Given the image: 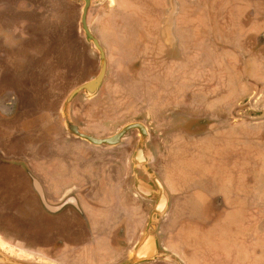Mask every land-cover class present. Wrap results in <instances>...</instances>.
<instances>
[{
  "label": "crops",
  "instance_id": "1",
  "mask_svg": "<svg viewBox=\"0 0 264 264\" xmlns=\"http://www.w3.org/2000/svg\"><path fill=\"white\" fill-rule=\"evenodd\" d=\"M117 1L148 11L130 24L145 26L146 38L158 41L155 48L150 43V53L158 48L160 55H167L164 16L173 8L168 0H128L127 6L125 0ZM174 1L175 18L169 26L179 57L176 94L167 93V63L164 72L160 67L159 78L150 80L149 116L142 118L149 134L147 168L169 198L158 223V244L182 264H252L243 259V219L264 216V142L259 141L264 139V0H220L218 7L216 0ZM78 5L67 0H0V174L8 172V184L20 186L0 199V214L27 229L31 256L20 259L16 253L15 260L29 264H75L82 255L121 264L140 242L155 208L150 174L133 162L139 142L136 130L118 146L99 147L65 128L67 97L89 82L81 75L86 69L83 55L71 47L78 39L73 31ZM119 24L112 13L95 21L98 32L109 38L119 36ZM130 36L118 39L120 47L129 45L128 55L119 62L124 68L129 67L127 58L136 57L135 51L130 53V46H136ZM106 78L107 74L95 97L81 92L69 108L71 122L84 134L87 127L108 129L101 136L89 135L95 138L119 130L113 128L119 121V98L111 99V108L99 98ZM120 84L113 85V94L125 89ZM93 104L95 117L89 121ZM173 107L181 130L170 140L163 126L172 119L166 109ZM107 114L111 120H105ZM112 128L117 130L110 132ZM233 138L243 143L237 142L232 161V146L226 144ZM197 152L199 159L193 155ZM236 155L242 156L239 161ZM174 166L181 169V180L175 178ZM30 178L41 186L48 203L71 197L72 204L49 215L40 207ZM184 179L191 185L186 190ZM190 219L196 225L187 224ZM228 219H235V225L227 224ZM61 230L66 233L60 235ZM41 232H48L42 244L37 241ZM0 247L13 250L3 237ZM262 263L264 259L253 264Z\"/></svg>",
  "mask_w": 264,
  "mask_h": 264
},
{
  "label": "rangeland",
  "instance_id": "2",
  "mask_svg": "<svg viewBox=\"0 0 264 264\" xmlns=\"http://www.w3.org/2000/svg\"><path fill=\"white\" fill-rule=\"evenodd\" d=\"M102 1L103 2H101V0L96 2L94 0L95 7H93L91 14H90L91 16L88 18L89 25H87V27L89 26L88 29L90 33L97 39L100 47L103 49V52L105 54L107 78H106L105 85L103 87V90L99 98H105V101L107 102L106 104L107 106H108V103H110L112 98L114 97L119 98L115 101L117 102L116 104H118V106L116 105V108L120 110V112L118 111V114H116L119 117V121H116L117 123L114 124V127H113L114 129L116 127L117 129L119 128L118 130L119 132L124 126L134 123V122H141L142 124H144L143 123L144 119L142 118H144L143 116H149V112H148L149 104L147 103L150 101L151 96H152L151 92L153 91V90H150L149 88V86L151 85L150 80L155 77L158 79L160 76V67L162 68V71L164 72L165 65L167 63H168L167 70H169V73H168L169 90L167 91V93H169L168 95L169 97L170 96L174 97L176 94V91H175L176 82L175 81L177 79L175 77L174 71H175L176 62L179 61L177 60V58L179 57L177 56L176 51H175L176 49L175 39H174V36H172L171 29L169 26V23L172 22V18H175L174 16L175 2L174 0H168L169 6L170 5L172 6V3H173V8L168 9L167 14L164 16V17H167L168 19V25L166 27H163V29L165 30V35H164L165 44H167L168 46L169 53L167 55L166 54L160 55L158 48H157V51L154 52L153 54L149 52V47L151 45L150 43L153 44L154 48L156 45H159V43L158 41L150 42L148 39H151V38H146V35L144 34L145 26L134 25V23L130 24L134 21H139L141 18H144V16L147 15L148 11L141 10L140 8H137V10L129 9L128 7L121 6L120 5L121 3L119 4L117 0H110L109 2L110 6L106 7L104 0ZM135 1H145V0H135ZM219 1L220 0H216L217 7L220 5ZM78 6H82V5H78ZM82 10H83V7H81L79 10V14L77 17L78 20L76 22H73V31L74 33H76V35H78V39L73 40L71 47L74 52L76 51L75 53H77V55H79V53L83 55L81 65L83 68H86V69H85V73L83 72L81 75L87 76L90 81V80L95 79L97 75L99 74L100 69H101V63H100L99 52L94 47V45L92 43L87 42L83 36V31L81 28ZM110 13H112L114 17L119 19L120 24L118 25V27H116L118 28V31L120 32L119 36L123 37L126 35H131L130 37L133 40L132 43L136 45L135 48L130 46V53L135 51L136 57L135 56L132 58L129 57V59L131 58L130 61L128 58L125 60V64L129 65V67L126 65L127 66L126 68H124L123 63L120 64L119 62H121L123 58L126 55H128V52H129L128 43H124V45L120 47L121 49L120 48L118 49L114 43L118 41L120 37L116 35L115 33L114 35H112L111 40H110V38L108 39L106 36L101 35V33L98 32V29L95 26V21L99 16L107 17L109 16ZM154 28H156L158 32L159 27H154ZM137 33L140 35H138ZM139 36H141V38ZM147 45H148V50L145 51L144 47ZM134 58L136 60H132ZM151 69L153 70L151 71ZM118 82H121L120 85L125 87V89H121V91H119L120 93L118 94H113L112 87L113 85H116ZM108 107L111 108V106H108ZM94 108L96 109L95 104H93L91 109H89L88 111L87 115H88L89 121L94 120V117H95ZM167 110H168L167 114H169V116L171 115L170 117H172V119L169 117L170 119L164 124L163 130L166 129L169 131L168 134L171 133V136H170V140H171V139L176 138L175 134L178 130H181V127L177 123L175 107L167 108L166 112ZM107 115L108 116H105V120L106 119L111 120L112 118L111 115L109 114ZM116 115H114V118H116ZM105 125H106V122H105ZM103 128L99 127L98 129H91L87 127L85 128V133L88 135H100L101 136V135L106 134V132L108 131L106 127L104 129ZM113 128L109 131L114 132L117 130V129L114 130ZM152 140L154 141L156 139H152ZM227 141L228 142L226 145L229 144L230 146H232V148L230 149L232 151L231 154H232V161H233L234 160L233 156L235 155L234 150H237V146L239 145L237 142L243 143V141H238L235 138L230 139V141L228 139ZM259 141L264 142V139H259ZM153 145H154L153 142L149 143L150 148H152ZM157 151H159V147L157 148ZM172 153H174V157H175L176 156L175 151H173ZM193 155L195 156L194 158L199 159L198 152L197 154L194 153ZM241 157L242 156L240 155H236V160L239 161ZM172 170L174 171V173L176 172L175 178H178V180L179 179L181 180L182 175L179 174V172H181V169H177L174 166ZM190 172L191 171L187 172V174ZM5 174H7V183L4 180V177H6ZM8 177H10L8 172L7 173L3 172V174H0V199L3 196L4 197H6L7 195L8 197L12 196L11 195L12 192H10L11 189L20 188L19 185L8 184V183H11L8 180L9 179ZM161 178H163L162 175H161ZM183 181H184V184H186L184 185L183 189L186 190L191 185L187 182V180L184 179ZM4 190H8V191L5 192ZM185 196H187V194ZM142 220H143V215H142V219L140 220V222H142ZM234 220L235 219H228L226 221H227V224L228 223L230 224L231 222L232 225H235L233 223ZM237 220H240V219H237ZM17 221L19 220L13 218L12 220L13 223H11L10 221L6 219V217H3L0 214V237L1 238L3 237L4 240H7V242L12 244L14 247L19 248V251L6 250L10 255H12V257H15L16 253H19L18 256L20 259L22 258L21 255L30 257L32 253V250H31L32 241L26 240L28 239L27 237L28 235H26V231H25L27 230L26 228L25 229L22 228V225H20V227L18 228L16 227ZM187 221H188L187 224L191 226L193 224L196 225L195 223H193V220L191 219ZM195 222L197 223V221ZM200 227H197V228H200ZM243 227H244L243 229L246 230L244 233V237H243V259L246 258L250 263L253 264L257 260L264 259V216L257 219L253 215L251 217L243 219ZM135 230H136L135 235L137 236L139 226L138 228L136 227ZM59 233L60 235H64L66 231L61 230ZM29 235L31 239V232L29 233ZM135 235H132V239L135 238ZM47 236H48V232H41V236L39 237V239H37V241L40 244H42L43 241H46ZM6 257L9 259H13L12 257H8V256ZM158 261H161V260H158ZM74 263L75 264H104L106 262L102 260V258H98V259L96 258L94 261L89 257V255H86L85 258L82 255L80 258L78 257L77 259H75ZM2 264H6L4 259L2 261Z\"/></svg>",
  "mask_w": 264,
  "mask_h": 264
},
{
  "label": "water",
  "instance_id": "3",
  "mask_svg": "<svg viewBox=\"0 0 264 264\" xmlns=\"http://www.w3.org/2000/svg\"><path fill=\"white\" fill-rule=\"evenodd\" d=\"M71 2L83 5L82 15H81V28L83 31V36L85 40L92 43L94 47L99 52L101 69L97 77L88 83L76 88L66 99L63 106V115L65 119V128L73 136L82 139L93 146H105V147H115L118 146L122 139L133 130L139 133V142L137 144L135 154L133 157V162L137 165H144L146 171L150 174L152 186L154 188V193L152 196L155 202V208L151 214L149 223L142 235L140 242L135 246L130 258L121 264H145L152 263L158 260H163L171 262L173 264H182L181 261L173 254L160 249L157 240V228L159 220L166 214L169 198L168 194L160 182L159 178L147 168L149 162H151V156L147 152L146 144L149 140V134L147 128L142 123H131L124 126L118 133L106 137V138H95L84 134L76 125H74L69 116V108L72 100L81 92H83L88 98H93L97 95L100 90L105 75H106V60L103 49L100 47L97 39L90 33L87 27V12L90 7L91 0H69ZM6 264H29L21 261H15L4 257Z\"/></svg>",
  "mask_w": 264,
  "mask_h": 264
},
{
  "label": "flooded vegetation",
  "instance_id": "4",
  "mask_svg": "<svg viewBox=\"0 0 264 264\" xmlns=\"http://www.w3.org/2000/svg\"><path fill=\"white\" fill-rule=\"evenodd\" d=\"M68 1V0H67ZM100 1V0H95ZM109 1V0H108ZM107 0H104V3L106 5V3L108 2ZM127 1L125 0V5H127ZM101 2H103L101 0ZM110 2V1H109ZM119 3V1H117ZM175 2V1H174ZM119 5V4H118ZM90 9H93L94 6V0L90 1ZM104 6V5H103ZM84 7V4L82 6ZM172 7H173V3H172ZM38 11H36L37 13ZM109 39V37H107ZM111 40V38H110ZM109 41V40H108ZM114 43V42H113ZM115 46H117V48L119 49L121 44H118V41H116ZM73 64H76L75 61H73ZM30 182H31V188L34 190V192L36 193L35 196L37 197V200L39 202L40 207L43 209V211L49 213V215H56L57 213H59L64 207L71 205L72 204V198L71 197H65L64 199H62L59 203H54V204H50L45 200V197L43 195V191L41 189V186H39V184L35 181L32 180V178H30ZM81 214V212H80ZM244 230V229H243ZM246 231V230H244ZM245 233V232H244ZM7 242V240H6ZM10 244V243H9ZM13 247V250L15 251H19V248L14 247L12 244H10ZM6 250H8L7 248H1L0 247V264H2V261L4 259V257L8 256V257H12V255H10ZM6 255V256H5ZM13 259H16V257H12ZM264 264V263H262Z\"/></svg>",
  "mask_w": 264,
  "mask_h": 264
}]
</instances>
